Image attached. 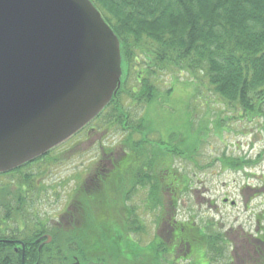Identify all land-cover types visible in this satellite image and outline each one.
<instances>
[{"label":"trees","instance_id":"1","mask_svg":"<svg viewBox=\"0 0 264 264\" xmlns=\"http://www.w3.org/2000/svg\"><path fill=\"white\" fill-rule=\"evenodd\" d=\"M91 1L119 37L127 66L124 84L106 117L110 126L128 128L133 131V137L140 131L137 127H144L146 121L150 122L151 114L148 112L139 122L136 119L147 106L169 99L173 89L163 93L157 84L158 75L164 73H171L176 82L180 81L181 75H190L195 79L191 85H196L197 92L200 83L206 80L218 100L233 110L235 118L239 116L252 121L264 117V0ZM141 59L147 66L142 70V76L139 73L136 77V86L132 84L129 87L131 75L137 68L135 63L141 62ZM194 131L191 132L193 136H188L192 145H185L184 150L174 147L175 156L185 157V151L192 150L190 153L196 157L200 137L208 133L203 134L200 127ZM150 144L147 136L143 141L132 144L134 151H126L122 163L124 166L134 165V158L139 154L136 165L141 162V186L149 191L153 206L165 208L162 216L164 234L157 237L151 246L139 250L128 234L125 235L126 241L134 246L123 245L118 240L122 237L120 227L116 225L112 232L111 225L108 263L135 264V253L139 250L145 261L233 264L230 252L233 238L230 233H214V226H206L209 228L206 230L194 221H179L176 215L178 201L190 187L184 185L186 181L177 179L175 174L172 181L169 179L166 182V171L169 173L170 168L159 162L155 154H149L146 147ZM221 160L225 167L233 169H243L251 163L235 157H223ZM136 176L134 167H129L111 179L105 190L100 188L101 184L94 183L93 188L88 187L85 193L130 196L136 186ZM129 186L131 192L127 190ZM16 197L20 199L21 193ZM117 202V199L110 202L111 224L118 220L117 208L112 207ZM127 214L128 219L133 215L135 218L132 209H128ZM130 224L126 220L125 230ZM145 229L141 219L133 231L142 233ZM54 235V250L60 254L57 257L68 260L72 255L70 228ZM262 237L264 240V235ZM80 252L85 258L98 253L85 248ZM103 252H99V260H103ZM258 264H264V250Z\"/></svg>","mask_w":264,"mask_h":264},{"label":"water","instance_id":"2","mask_svg":"<svg viewBox=\"0 0 264 264\" xmlns=\"http://www.w3.org/2000/svg\"><path fill=\"white\" fill-rule=\"evenodd\" d=\"M121 77L118 37L90 0H0V172L77 133Z\"/></svg>","mask_w":264,"mask_h":264},{"label":"rangeland","instance_id":"3","mask_svg":"<svg viewBox=\"0 0 264 264\" xmlns=\"http://www.w3.org/2000/svg\"><path fill=\"white\" fill-rule=\"evenodd\" d=\"M141 60V62L136 61L135 63L137 68L131 75L129 87L132 84L136 86V77L147 66L145 65V60ZM180 80L181 82H193L194 79L190 75H183ZM206 83V80L202 81L198 86L199 92H197V88L193 86L194 84L192 85L193 87L184 86L176 82L171 73L158 75L157 84L161 91L166 93L167 90L173 89V95L165 100V108L159 101L144 108L136 122H139L145 113L147 114L148 112L153 119L155 117L154 125L162 132V137H165L166 133L172 132V134L184 138L185 141L187 136H193L191 132H195L194 129L199 130L200 127L203 134L206 133V135L210 131L207 139L203 142L202 151L196 156V160L201 167L211 166L201 169L193 161L184 162L177 160L174 163L179 173L185 175L191 181V189L183 196L177 209V215L182 221H194L203 228L214 226V233H225L233 229H240L245 233L255 235L258 227L257 217L264 211V196L252 198L246 203V198L240 191L248 184L252 187L259 186L260 181L264 177V160L257 169L253 170L256 173V177H246L242 171L224 170L223 162L220 158L231 155L236 157L253 156L255 158L263 151L264 119L253 122L241 118L227 120L226 117H231L234 114L224 112L227 122L222 125L226 127L224 130L222 128V133L218 134L215 119L217 115H222L224 110L228 111L229 109L218 100V97L214 95ZM197 95L199 96L198 103L193 104L191 102L189 104L192 98H197ZM127 106L129 108V105ZM193 113L197 124L192 123L191 114ZM104 120L107 126L105 127L107 133H105V138H103V146L106 151L114 149L120 144L121 147L129 150V152L134 151L132 144H136L139 136L136 137L134 135L131 137L133 131H129L128 128L123 129L122 126L118 128L115 125V129L109 127L108 119L105 118ZM100 123L96 126H105L103 122ZM99 134L102 133L99 132ZM97 135L94 134L91 141L89 140L88 143L80 145L79 150H77L79 147L76 146L75 150L66 151L69 148L67 145L61 152L55 153V156L60 157L61 160L63 158V161L60 162V165L52 167L50 173L47 171L43 180L45 195L52 201H58L57 203L47 202L41 208V212L48 218L57 219L58 215L65 210L68 201L73 195H77L79 190H84L81 186L86 177L85 174L98 161V151L101 150L100 145H95L97 139H99ZM84 139V137L80 138V140ZM92 141L93 143L91 144ZM127 190L130 192L131 186ZM194 190H199L198 197L193 194ZM203 196H205V199ZM130 198L133 199L134 205L129 202L127 208L125 210L122 209L120 220L124 225V229L126 220L131 224L118 240L123 245L134 246L132 242L130 244L127 243L125 235L128 234L129 237H132L134 244L138 243L141 246H147L148 243H152L155 239L160 214L159 207L153 206L152 200L148 199V191L141 188L132 193ZM225 199H228L227 203ZM233 201H236L235 206H232ZM128 209L134 211L136 220L134 215L128 219ZM141 216L147 224L143 235L133 231L137 225L136 221L140 223ZM134 224L135 226H133ZM206 230H209V228H206ZM99 247L107 250L110 247V242L107 241L106 244H101ZM135 254L138 258L139 252L137 251Z\"/></svg>","mask_w":264,"mask_h":264},{"label":"flooded vegetation","instance_id":"4","mask_svg":"<svg viewBox=\"0 0 264 264\" xmlns=\"http://www.w3.org/2000/svg\"><path fill=\"white\" fill-rule=\"evenodd\" d=\"M94 134H98L95 145H100L101 150L98 151L99 163L96 165L95 178H107L110 175L108 170L104 168L109 165L108 152L103 146V138H105V133L99 134L98 128L96 127V121L89 127L83 129L79 134H77L71 142L70 147L67 149L75 150L76 146L84 145L92 139ZM85 138L80 140V138ZM93 141L91 142V144ZM67 144V143H66ZM65 147V146H64ZM64 147H62L64 149ZM61 148L50 152L44 157L29 163L25 167L14 170L6 174H0V186H4L10 179L12 182L19 183L24 191H27V196L24 195V200L21 197L16 200V207L10 204L9 201L0 203V264H70L69 262H64L59 257L58 252L54 250V236L51 234L52 228L60 226L62 223H70L72 229L78 234L75 238L73 244V261H79L77 256V251L79 248L78 238L82 237L87 229V224L92 220L87 216L85 210L82 209V204L76 202L72 199L69 203V214L65 211L59 214L58 221H49L47 224L44 221V215L40 211V208L46 205V196L41 195L39 187L41 186V180L37 179L36 173L44 172L52 166L60 165V157L55 156V152L58 150H63ZM80 147L77 149L79 150ZM76 152V151H75ZM118 157L122 155L120 150H118ZM120 165V163H118ZM32 176V178L30 177ZM35 179L38 183V188L34 189V193L29 195L28 183L30 180ZM43 179V177H41ZM51 201V200H49ZM21 202V204H19ZM54 202H57L54 200ZM32 205V213L29 214V205ZM19 212L17 213L15 211ZM53 225L51 228L49 225ZM47 236H52L51 241L48 240ZM263 244L259 241H255L249 247L252 248L254 254L259 256L260 247ZM234 250L238 249L237 245H234ZM241 256H244V252H240ZM236 256H239L236 253ZM82 264V262L80 261ZM85 263V262H84ZM97 264V262H95ZM92 264V263H86Z\"/></svg>","mask_w":264,"mask_h":264}]
</instances>
